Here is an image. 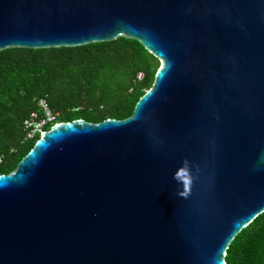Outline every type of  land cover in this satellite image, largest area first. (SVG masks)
<instances>
[{"label":"water","instance_id":"water-1","mask_svg":"<svg viewBox=\"0 0 264 264\" xmlns=\"http://www.w3.org/2000/svg\"><path fill=\"white\" fill-rule=\"evenodd\" d=\"M119 37L154 57L151 87L0 175V264H226L264 211V0H0V50Z\"/></svg>","mask_w":264,"mask_h":264},{"label":"trees","instance_id":"trees-1","mask_svg":"<svg viewBox=\"0 0 264 264\" xmlns=\"http://www.w3.org/2000/svg\"><path fill=\"white\" fill-rule=\"evenodd\" d=\"M154 57L136 40L76 47L0 50V175L12 172L39 139L23 128L45 100L57 123L131 118L154 80ZM51 125L45 127L47 131ZM226 264H264V211L231 241Z\"/></svg>","mask_w":264,"mask_h":264},{"label":"built area","instance_id":"built-area-1","mask_svg":"<svg viewBox=\"0 0 264 264\" xmlns=\"http://www.w3.org/2000/svg\"><path fill=\"white\" fill-rule=\"evenodd\" d=\"M38 108L42 112L43 117L38 118L37 114H31L29 120L23 121V128L28 131L26 136L27 139H32L36 134L42 135L45 131V127L51 125H58L57 118L58 115L53 114L46 104L45 100H40L38 103Z\"/></svg>","mask_w":264,"mask_h":264},{"label":"clouds","instance_id":"clouds-1","mask_svg":"<svg viewBox=\"0 0 264 264\" xmlns=\"http://www.w3.org/2000/svg\"><path fill=\"white\" fill-rule=\"evenodd\" d=\"M178 170L179 171H185V172L189 171L190 170L189 161L186 160V159L183 160L182 161V166ZM189 183H190V181H189ZM178 184H180L182 186V190L178 191L177 195L186 199L190 195V187H189V189L187 191H185L183 183L181 182V183H178Z\"/></svg>","mask_w":264,"mask_h":264}]
</instances>
